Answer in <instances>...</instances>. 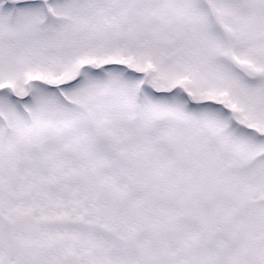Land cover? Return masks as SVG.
Returning <instances> with one entry per match:
<instances>
[{
	"label": "snow or ice",
	"instance_id": "snow-or-ice-1",
	"mask_svg": "<svg viewBox=\"0 0 264 264\" xmlns=\"http://www.w3.org/2000/svg\"><path fill=\"white\" fill-rule=\"evenodd\" d=\"M0 264H264V0H0Z\"/></svg>",
	"mask_w": 264,
	"mask_h": 264
}]
</instances>
